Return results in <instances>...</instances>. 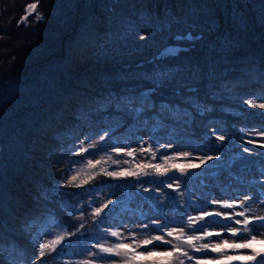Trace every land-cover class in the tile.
<instances>
[{
    "label": "trees",
    "instance_id": "obj_1",
    "mask_svg": "<svg viewBox=\"0 0 264 264\" xmlns=\"http://www.w3.org/2000/svg\"><path fill=\"white\" fill-rule=\"evenodd\" d=\"M32 2L0 0V264H31L50 221L76 235L66 238L63 251L42 258L43 264H78L70 249L95 251L92 245L103 232L92 216L100 190L114 182L124 188L133 183L145 185L147 193L158 183L182 217L184 200L177 192L185 191L189 175L179 172V187L168 188L169 175L199 163L128 160L132 171L150 163L169 172L159 176L145 169L148 175L109 177L101 167L124 168L107 160L91 172L94 179L77 187L87 175L75 172L74 164L87 163L89 152L107 158L114 146L130 149L131 141L142 138L140 127L149 129L145 141L158 150L166 134L174 133L183 148L199 147L208 155L245 152L238 136L245 127H264V110L245 102L262 103L264 97V0H38L36 12L43 19L33 13L22 20ZM189 34L190 41L175 40ZM169 48L176 49L174 55ZM161 71L175 79L159 89L157 102H176L173 89L188 84L208 110L187 125L159 123L152 111L139 120L122 111V98L151 87ZM82 132L98 134L97 142L108 135L80 153ZM220 135L223 141L216 140ZM228 138L232 147H226ZM252 141L247 146L263 150ZM254 154L258 163L264 161L263 154ZM228 158L215 176L222 184L230 172ZM205 165L187 169L194 183ZM253 166L242 168V175ZM113 201L109 218L119 216Z\"/></svg>",
    "mask_w": 264,
    "mask_h": 264
},
{
    "label": "snow or ice",
    "instance_id": "obj_2",
    "mask_svg": "<svg viewBox=\"0 0 264 264\" xmlns=\"http://www.w3.org/2000/svg\"><path fill=\"white\" fill-rule=\"evenodd\" d=\"M38 8V0L26 6V16L35 13L37 20H42L43 16L36 12ZM22 17V20L26 19ZM145 37L141 36V39ZM193 37L191 34L184 36L178 35L175 37L177 42L180 41H190ZM176 49L169 48L166 49V52L169 55H174ZM175 79L172 73H166L161 71L159 75L154 76L153 79L149 82L151 87L148 89L133 95H128L122 98L120 101L123 105L121 108L122 111L133 116L134 119L139 120L142 118V115L147 111H152L157 122L163 123L165 121H171L176 125H187L192 123L197 115L202 116L204 112L208 109L206 106L202 105L199 99L195 96L196 89L188 84H179L176 88L173 89V96L175 97L176 102L169 100H160L157 102L154 99V96L159 91L160 88L164 87L166 84L171 83ZM188 93V95H185ZM249 106H255L261 110H264V103H257L254 99H248L245 101ZM108 133L105 132L104 135H101L99 142L105 141V136ZM260 136H264V131L258 133ZM225 137L223 135L217 136L216 140L223 141ZM97 141H93L88 145V148L97 147ZM248 143H253L252 140H249ZM264 146V145H262ZM163 147H172L171 144L160 145ZM88 148L81 146L80 153L88 151ZM113 152L117 154L123 153L128 157H135L136 151L133 149H124L122 147H113ZM141 153L151 152L152 156L155 157L156 152L151 148L144 149L140 148ZM245 152H250V149L245 148ZM107 155V154H106ZM177 157H182L189 159L193 157V153L189 151L175 153L173 156H162L161 159L167 163L170 160H174ZM107 159L112 162V164L119 165L121 160L113 159L110 155L107 156ZM199 160V163L189 162L185 167L179 168L181 175L187 176V169H197L201 165L207 164L208 161L216 159L213 156H203L195 157ZM104 162V157H101L97 160L89 159L87 161V166L90 169H95L97 166L101 165ZM124 164H128V160L123 161ZM175 166V165H174ZM145 169H152L156 175L163 176L169 172V168L162 167L160 164H150L143 163L139 166L137 171H132L130 169H121L119 171H107L103 167L100 168V172L109 177H139L141 175H148V172ZM264 174V170H262ZM79 173L72 175L68 183L71 184L77 179ZM96 173H90L87 175V178L82 179L80 184L76 185L77 187L87 184L90 180L95 178ZM168 188H172L171 183L166 185ZM176 187H179L177 183ZM261 187L264 188V182L261 183ZM147 191V189H145ZM252 199L251 196L245 195L243 200L237 201L236 199L231 200V202L216 201L212 200L213 204L219 203L221 208L233 209L232 213H223L221 211L208 212L201 208L198 204H189V207L199 209V215L192 216L188 215L187 221L183 220L180 222L178 227H167L162 225L160 220H151L150 223L155 226L157 231H160L161 235H148L144 234L143 238L139 237L138 233L129 231L127 236H124L119 230H113L110 228L103 229L104 236L100 237L92 247L95 251L89 250L87 255L89 259L83 260L80 264H184V260L181 257H186L189 261L196 259L195 257L189 255L187 249H190L193 252H200L207 255V251H211L219 254L221 258L226 256V249L220 247L218 244L213 245L210 241L204 243H196L204 240L206 237H210L213 233L208 231V228L213 224H219L221 227L226 228L228 232L231 233L233 238H237L243 243H229L228 240H222V243L227 246V248L232 249H251L250 254L241 255L237 257L242 260L244 264H264V251H257L252 248L253 242L264 244V215H255L253 209L248 206V202ZM261 204H264V200L260 201ZM114 203L113 200L109 199L101 205V207L94 208L92 211V216L94 219H97L99 223H104L103 217L106 215L105 209H108L109 205ZM240 207L243 210L236 212L234 209ZM184 213H182L183 215ZM222 217V220H206L205 217ZM235 217H241V219H235ZM239 225L240 227H236ZM56 228H59L60 231L54 234V238L46 240L42 243H39V248L36 250L37 255L35 259L32 260L31 264H43L42 258L46 255L52 257L54 253L58 252V249L63 251V244L67 237L76 235V233L67 232L63 229V226L57 223ZM84 227L83 224L77 228V233L80 232V229ZM140 228L149 227L148 224L138 225ZM186 229H191L193 233L202 232V235H190ZM46 235H53L47 229L45 230ZM217 237L221 236V233H215ZM111 236L116 238L117 242H109L106 237ZM39 233H37V238ZM170 237L171 239H168ZM171 245L170 248L166 246ZM110 257H118L119 260H110ZM229 260L231 257L228 258Z\"/></svg>",
    "mask_w": 264,
    "mask_h": 264
},
{
    "label": "rangeland",
    "instance_id": "obj_3",
    "mask_svg": "<svg viewBox=\"0 0 264 264\" xmlns=\"http://www.w3.org/2000/svg\"><path fill=\"white\" fill-rule=\"evenodd\" d=\"M33 3V2H32ZM31 4V3H28ZM27 4V5H28ZM26 5V6H27ZM26 6H25V13L23 17L26 15ZM142 91H138L137 93H140ZM137 93H131L130 95L137 94ZM262 103H264V97L259 99ZM152 117H154V114H151ZM100 120L102 122H105V117H100ZM85 127V124L81 125L80 128L83 129ZM149 129H146L144 127H140L138 129V133L141 134L140 139H135L130 142V149L137 150L135 157H128L125 156L123 153L117 154L116 152H110L109 155L115 157L118 160H121V164L118 166H123L124 169H130L132 165L130 163L124 164V160H133L135 163L141 160H155L156 162H160L163 164V160L161 159L162 156H173L175 153L185 152L189 151L193 153V157L189 159H185L182 157H177L176 161H199L198 159H195V157H202V156H213L216 157V159H213L211 162L213 165H217L222 163L227 159V154L225 152L216 151L211 153V155H208V153L205 154L203 149L200 148L193 150L192 148H183L182 144L175 141L176 136L174 133L172 134H166V138H164L163 145L171 144L172 147H164L162 150H158V148H155V144L153 143H147L145 141V135L148 134ZM261 131H264V127L258 126V127H247L245 130L246 134L253 133V138H256L257 140H260L261 144L264 145V136L258 135ZM81 134V133H80ZM87 132L83 133L80 137V146L87 147L90 143L97 140V135H89L86 136ZM245 140L247 139V135L241 136L242 143H245ZM141 145H146L147 147L144 149L151 148L153 151L156 152L155 157L152 156L151 152H144L141 153L139 151L140 148H142ZM248 149H251V147H248ZM250 152L254 153V150H250ZM260 152L264 153L263 150ZM235 155H241V152L235 153ZM90 156V159L97 160L101 157H106V153L102 154V152L98 153H90L88 154ZM108 159L105 158L104 162H106ZM173 160V161H174ZM261 170H264V162H261ZM74 168L76 169L75 172L79 171L82 173V176L88 175V173H91L94 171V169H90L87 166L86 162H80L77 161L74 164ZM232 171H235V173L239 172L241 169V166H233L231 164L230 166ZM97 169V168H95ZM250 176L246 180L247 183L239 182L235 180L234 178H231L230 181L233 183H228V185H216L215 184V178L213 172H200L202 173L201 179L204 180L202 182L194 183V178L192 174H188V186L186 187V195L187 199L184 204V215H192L197 216L199 215V209H195L193 207H189V204H198L201 206V208L208 212H214V211H221L223 213H232L233 209H227V208H221L219 203L213 204L211 201L216 200L220 202L228 201L231 202V200L236 199L237 201L243 200L245 195H249L252 197V199L248 202V206L253 209V213L255 215H264V204H261V200H264V188L261 187V183L264 179V174H262V171L260 170H249ZM179 170L177 169L174 174L169 175V183L175 185L179 182ZM257 181V180H259ZM207 183V184H206ZM156 188L152 191H149L146 193L145 187H139L135 184H128L124 187L119 186L117 183H110L106 189L100 190V193H98L94 197V207L98 208L101 207L103 203L106 202V200H119V199H126L125 205L121 206L119 205V216L114 218H109V211L111 210L110 207L108 209H105L106 215L103 217L104 223H101V226L103 229L110 228L113 230H119L124 236L128 235L129 231L135 232L139 234L140 238L144 237V234L147 233L148 235H161L162 233L160 231H157L155 229V226L150 223L151 220H160L162 225H166L167 227H178L180 225V222L183 220L182 217H180V209L178 206H175L170 202L169 197L167 196L164 187L162 185H159L158 183H154ZM179 200H181L182 195L180 192H177ZM243 209L240 207H236L234 211L239 212ZM206 220H222V217H205ZM235 219H241V217H235ZM184 222L187 221V219L183 220ZM140 224H148L149 227L147 228H140L138 225ZM56 223L53 221H50L48 225L43 226V230H41V234L43 235V242L46 240H50L54 238V234L58 233L59 228L55 227ZM236 227H240L239 225H236ZM50 231L53 235H46L45 230ZM188 234L192 235H202V232H195L193 233L191 229H186ZM208 231L213 233L212 236L206 237L204 240L196 242L198 243H204V242H211L213 245H219L222 248L226 249V256L224 258H221L218 253L211 251L209 249L207 251V255L200 252H193L190 249H187L189 252V255L195 257L196 259L189 261L186 257H181V259L184 260V264H244V262L237 257L241 255H247L250 254L251 249H232L227 248L226 245L222 243V240H228L229 243H243V241L233 238L231 236V233L226 230V228L221 227L219 224H213L208 228ZM261 231H264V229H261ZM221 233L220 237H217L215 233ZM104 236V233L100 234L97 239ZM106 239L109 242H117L116 238L108 236ZM168 239H171L168 237ZM257 247H260L257 249L255 245L252 246L257 251H264V244L253 242ZM167 248H170L171 245L166 246ZM262 247V248H261ZM88 249L85 247H72L69 251V254H71L73 257L77 258L79 260V263L83 260L89 259L87 253ZM231 257L229 260L228 258ZM110 260H119L118 257H110ZM205 260V262L203 261Z\"/></svg>",
    "mask_w": 264,
    "mask_h": 264
},
{
    "label": "water",
    "instance_id": "obj_4",
    "mask_svg": "<svg viewBox=\"0 0 264 264\" xmlns=\"http://www.w3.org/2000/svg\"><path fill=\"white\" fill-rule=\"evenodd\" d=\"M253 158L249 155H244L238 158L233 159V162L236 164H244V165H248L249 163L253 162Z\"/></svg>",
    "mask_w": 264,
    "mask_h": 264
}]
</instances>
